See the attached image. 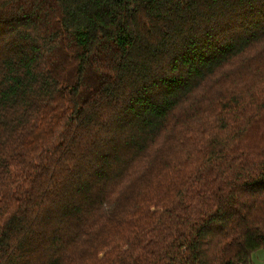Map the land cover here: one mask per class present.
Segmentation results:
<instances>
[{
    "label": "trees",
    "instance_id": "trees-1",
    "mask_svg": "<svg viewBox=\"0 0 264 264\" xmlns=\"http://www.w3.org/2000/svg\"><path fill=\"white\" fill-rule=\"evenodd\" d=\"M264 253V0H0V264Z\"/></svg>",
    "mask_w": 264,
    "mask_h": 264
},
{
    "label": "rangeland",
    "instance_id": "rangeland-1",
    "mask_svg": "<svg viewBox=\"0 0 264 264\" xmlns=\"http://www.w3.org/2000/svg\"><path fill=\"white\" fill-rule=\"evenodd\" d=\"M262 251L260 249L258 250H255L252 255H251V258H252V261H253V264H261L260 261L262 260L261 257L259 256H262ZM252 264V263H251ZM264 264V263H263Z\"/></svg>",
    "mask_w": 264,
    "mask_h": 264
},
{
    "label": "crops",
    "instance_id": "crops-1",
    "mask_svg": "<svg viewBox=\"0 0 264 264\" xmlns=\"http://www.w3.org/2000/svg\"><path fill=\"white\" fill-rule=\"evenodd\" d=\"M262 251V250H261ZM263 252V251H262ZM259 257H261V261H260V263L261 264H263L264 263V253H262V256H259ZM252 264H253V261H252ZM255 264V263H254Z\"/></svg>",
    "mask_w": 264,
    "mask_h": 264
}]
</instances>
